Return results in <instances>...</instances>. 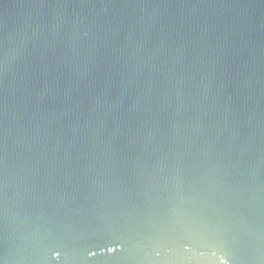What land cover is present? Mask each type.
<instances>
[{"label":"water","instance_id":"obj_1","mask_svg":"<svg viewBox=\"0 0 264 264\" xmlns=\"http://www.w3.org/2000/svg\"><path fill=\"white\" fill-rule=\"evenodd\" d=\"M0 264H264V0H0Z\"/></svg>","mask_w":264,"mask_h":264}]
</instances>
